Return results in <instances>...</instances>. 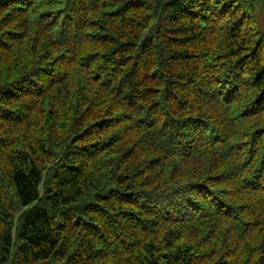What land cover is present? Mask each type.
I'll use <instances>...</instances> for the list:
<instances>
[{"label":"trees","instance_id":"obj_1","mask_svg":"<svg viewBox=\"0 0 264 264\" xmlns=\"http://www.w3.org/2000/svg\"><path fill=\"white\" fill-rule=\"evenodd\" d=\"M0 264H264V0H0Z\"/></svg>","mask_w":264,"mask_h":264}]
</instances>
